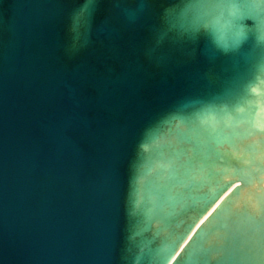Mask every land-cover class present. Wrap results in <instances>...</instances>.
Segmentation results:
<instances>
[{
    "label": "water",
    "instance_id": "obj_1",
    "mask_svg": "<svg viewBox=\"0 0 264 264\" xmlns=\"http://www.w3.org/2000/svg\"><path fill=\"white\" fill-rule=\"evenodd\" d=\"M243 3L0 0V264H264Z\"/></svg>",
    "mask_w": 264,
    "mask_h": 264
},
{
    "label": "clouds",
    "instance_id": "obj_2",
    "mask_svg": "<svg viewBox=\"0 0 264 264\" xmlns=\"http://www.w3.org/2000/svg\"><path fill=\"white\" fill-rule=\"evenodd\" d=\"M259 2H260L261 5H264V0H259ZM249 4H252V3H243V4L239 5L240 12H242L243 9H244V7H245L246 5H249ZM252 5H256V4H252ZM256 12H257V15H258V16H264V11H262L257 5H256ZM244 17H251V18H253V19L255 20V25L257 26L255 34H256V36H259L260 33H261V27L259 26V25H260V22H259V20L257 19V17H254V16H252V15H239V16H238V21H239L240 19L244 18ZM238 21H237V22H238ZM238 24H239V26H240V30H241V34H242V39H241V42H242V40L245 39V38L247 37V34H248V28H247V26L244 25V24H241V23H238Z\"/></svg>",
    "mask_w": 264,
    "mask_h": 264
},
{
    "label": "snow or ice",
    "instance_id": "obj_3",
    "mask_svg": "<svg viewBox=\"0 0 264 264\" xmlns=\"http://www.w3.org/2000/svg\"><path fill=\"white\" fill-rule=\"evenodd\" d=\"M240 15H252L254 17H257V19L260 22V27H264V16H258L256 12V5H246L243 9V11L240 13ZM257 26H254V31L256 32Z\"/></svg>",
    "mask_w": 264,
    "mask_h": 264
}]
</instances>
